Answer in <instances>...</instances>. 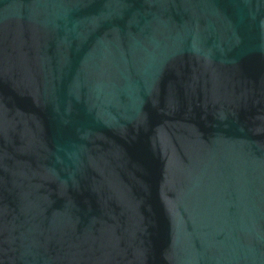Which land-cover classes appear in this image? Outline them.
<instances>
[{
	"label": "water",
	"instance_id": "water-1",
	"mask_svg": "<svg viewBox=\"0 0 264 264\" xmlns=\"http://www.w3.org/2000/svg\"><path fill=\"white\" fill-rule=\"evenodd\" d=\"M0 264H264V0H0Z\"/></svg>",
	"mask_w": 264,
	"mask_h": 264
}]
</instances>
